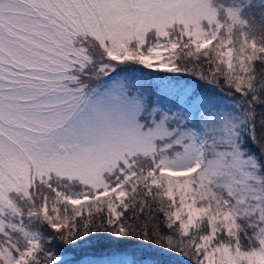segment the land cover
Returning <instances> with one entry per match:
<instances>
[{
  "label": "snow or ice",
  "instance_id": "obj_1",
  "mask_svg": "<svg viewBox=\"0 0 264 264\" xmlns=\"http://www.w3.org/2000/svg\"><path fill=\"white\" fill-rule=\"evenodd\" d=\"M264 264V0H0V264Z\"/></svg>",
  "mask_w": 264,
  "mask_h": 264
},
{
  "label": "trees",
  "instance_id": "obj_2",
  "mask_svg": "<svg viewBox=\"0 0 264 264\" xmlns=\"http://www.w3.org/2000/svg\"><path fill=\"white\" fill-rule=\"evenodd\" d=\"M179 258H181V257L161 256L160 260H161V264H177ZM181 263L183 264V262H181Z\"/></svg>",
  "mask_w": 264,
  "mask_h": 264
},
{
  "label": "rangeland",
  "instance_id": "obj_3",
  "mask_svg": "<svg viewBox=\"0 0 264 264\" xmlns=\"http://www.w3.org/2000/svg\"><path fill=\"white\" fill-rule=\"evenodd\" d=\"M185 258H179L178 259V262H177V264H182L181 262H183V264H187V261H186V259L184 260Z\"/></svg>",
  "mask_w": 264,
  "mask_h": 264
}]
</instances>
